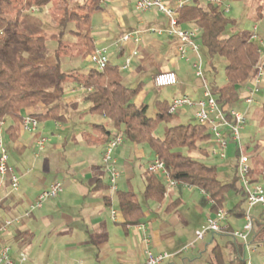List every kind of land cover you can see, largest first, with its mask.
<instances>
[{
	"label": "crops",
	"instance_id": "crops-1",
	"mask_svg": "<svg viewBox=\"0 0 264 264\" xmlns=\"http://www.w3.org/2000/svg\"><path fill=\"white\" fill-rule=\"evenodd\" d=\"M55 1L65 6V11L68 7H79L80 11H86V6L90 2V0ZM55 1L47 0L43 6L50 11L56 5ZM69 1L73 3L72 6ZM135 1H101L99 9L91 18L90 34L95 49L108 47L110 61L120 66L122 74L125 70L129 71L128 74H123V81L127 86L133 87L131 84L134 81H139L138 85H142V73L147 70H154L153 83L159 72L175 71L180 80L179 84L164 88L170 97L162 96L157 100L171 102L181 94H188L194 98L201 97L202 82L199 85L186 82L189 70L179 62L184 61L187 64L177 53L178 39L168 34L158 35L146 31L149 28H167L168 18L156 10L137 11ZM165 1L177 6L181 1L190 0ZM200 1L206 4V0ZM225 2L227 3L226 0ZM42 7L33 6L29 10L38 11ZM95 13L98 14V19L94 18ZM135 30L143 31L139 43L129 41L122 47L115 44L124 35ZM111 48L116 49L113 54L110 53ZM135 49L138 53L132 56L130 66L123 68L126 58ZM111 56L124 61L113 62ZM87 57L89 58V55ZM63 62L66 61L62 59L64 66ZM73 71L80 74L87 72H80L77 69ZM249 81L252 82V78L240 86ZM71 89L68 88L66 90L68 92L61 98L60 111L67 119L64 123L52 121L53 129L57 133L52 132L53 139L48 138L51 142L48 148L45 147L47 150L38 153L36 149V140L40 136L48 137L43 129L44 122H40L39 129L34 133L25 132L21 125L17 138L13 140L5 133L10 155L9 163L20 175V187L17 191H11L7 182L0 188V222L16 216L21 217V222L0 233V249L4 245L10 246L14 264L141 263L145 260L146 248L143 232L139 230L138 224L126 223V218L118 206L116 193L112 194L110 190L108 173L102 163V153L110 136H105L104 130L97 124H103L107 129H112L109 126L112 124L107 117L90 112L91 103L86 98L88 93L72 92ZM147 94L141 89L134 103L137 106L145 105ZM46 109L47 106L41 103L38 107L26 108L24 114L26 116L36 111L45 112ZM191 113L194 116V109L179 112V121L185 122L182 119H187ZM243 142L245 143L244 133ZM232 146L237 152L236 146L233 144ZM141 147L144 145L125 141L116 149L115 157L121 171L119 180L124 179L128 187L123 189L119 181L118 190H135L131 180L138 175L137 167L142 166L140 176L143 194L150 177L148 165L156 155L148 160L143 171ZM252 169L255 170L256 182L260 183L257 170L253 167ZM224 174L222 171L221 175ZM231 179L226 178L227 181ZM57 180L63 183L64 190L57 197L53 211L44 210V205L35 209L30 216H25V212L29 210L37 196ZM177 186L167 188L161 201L144 198L149 205L148 207L142 205L143 217L139 224H145L148 228L149 247L155 253L166 251L171 254L168 260L161 264H232L238 257L246 264L249 262L264 264L263 207L261 209V206H256L259 208L252 214L254 228L248 242L236 239L231 234L233 230L240 229L245 224V217L237 215L236 212H229L221 232L208 233L204 239L196 241V231L207 223L209 217L215 215L213 201L200 189V196H194L191 201L189 199L186 201L177 195L178 192L175 190ZM187 187L190 190L193 188ZM237 195L241 201L242 196L238 193ZM201 196L205 199L204 202L201 201ZM189 205L194 212H183L182 209ZM111 207L118 210L117 220L111 218ZM245 207L246 202L242 205V208ZM191 243L193 245L184 251L183 248Z\"/></svg>",
	"mask_w": 264,
	"mask_h": 264
},
{
	"label": "trees",
	"instance_id": "trees-1",
	"mask_svg": "<svg viewBox=\"0 0 264 264\" xmlns=\"http://www.w3.org/2000/svg\"><path fill=\"white\" fill-rule=\"evenodd\" d=\"M101 1L90 0L84 14L80 12L79 7H68L59 22L63 28L55 33L56 38L60 40V46L55 52L56 64L51 66L34 64L25 58L26 53L47 49L46 36L20 31L21 14L33 6L42 7L47 0H25L18 8L16 19L13 20L6 15H0V23L4 25L0 27V122L5 123V133L12 140L17 138L25 117L24 110L38 107L41 103L47 106L46 111L31 114L38 119L39 124L45 121L64 123L67 117L61 113L60 106L66 85L70 82L83 84L87 88H92L86 95L91 103L90 112L107 117L112 124V129L97 124L104 130L105 136L109 135L111 138L114 133L121 132L124 135V142L148 145L156 156L164 160L172 178L209 195L215 212L224 207L227 193L234 189L242 198L229 212L244 216L246 207L242 208V205L246 202V194L237 174L231 180L223 181L217 167L203 160L211 155L212 135L206 126L200 125L196 120L179 121L178 113H169L168 100H157L156 113L149 116L148 105L137 106L134 103L135 97L143 89V83L136 87L125 85L120 66L111 61L103 71L93 67L84 74L63 70L59 51L63 45L65 28L70 22L78 27L75 33L84 38L86 55L95 51L90 34L91 18L99 9ZM16 8L15 0H0V11L3 14ZM178 11L181 26L189 25L200 30L198 41L201 47L205 48L207 56L210 59L218 56L227 62L225 65L227 83L221 86L215 81L208 82L212 94L222 107H238L241 102L238 86L255 75L261 56L260 44L250 38L251 33L247 37L239 32L226 34L232 20L223 7L208 0L206 4L200 0H191L179 7ZM258 15H261V12ZM210 65L213 67L212 63ZM259 121L264 123V103L259 111ZM163 123L170 125L164 130L163 135H159L157 130ZM149 174L143 196L146 200L161 201L167 185L159 176L150 172ZM251 174L256 181L255 170L252 169ZM116 196L126 223L139 224L143 217V207L136 191L118 190ZM232 264L246 262L238 257Z\"/></svg>",
	"mask_w": 264,
	"mask_h": 264
},
{
	"label": "built area",
	"instance_id": "built-area-1",
	"mask_svg": "<svg viewBox=\"0 0 264 264\" xmlns=\"http://www.w3.org/2000/svg\"><path fill=\"white\" fill-rule=\"evenodd\" d=\"M191 1V0H190ZM189 1V2H190ZM209 2L219 5L226 12L230 11V6L224 4L223 0H208ZM187 3L181 1L177 6L165 0H136L135 9L140 12L156 10L164 14L168 18L167 28H149L146 31L156 33L158 35L168 34L178 39L177 53L186 62L190 63L197 77L202 78V96L194 98L188 94H181L173 98L170 102L169 113L175 114L183 110L194 109V117L197 123L206 126L210 131L211 148L210 153L214 157L226 158L228 150L233 144L237 150L236 174L239 183L243 187L246 194V209L244 211L245 224L242 228L233 230L232 236L244 242H248L251 233L253 232L254 222L252 210L256 206L264 208V186L256 182L252 178V166L250 165L251 157L246 153V148L243 142V131L247 125L248 117L245 111L239 107H222L215 96L212 94L207 79L204 78L203 59L200 55L201 45L198 41L200 30L197 27H183L179 23V7ZM257 26L251 33L250 38L256 42L263 40L259 38ZM142 30H135L124 35L117 40L115 44L119 47L134 41L136 44L141 40ZM138 53L137 49L133 50L131 55L126 58L123 68H127L131 64L132 56ZM89 60L93 68L103 71L110 61L109 48L99 47L90 54ZM179 77L175 71L159 72L154 83L159 88H166L178 85ZM264 82V61L259 62L256 67L255 75L252 77V86L248 88V96L245 102L251 104L255 100V95L259 93ZM72 92L89 93L92 88L85 87L79 84L71 89ZM39 121L32 115H26L22 121V129L28 133H34L38 130ZM5 123L0 122V188L4 187L9 182L11 191H17L20 187V175L15 171L9 163L10 155L5 142ZM47 136H40L36 140L38 153L45 148ZM124 135L121 132L114 133L108 140L102 153V163L109 177V186L112 194L118 191V179L121 176V171L117 165L115 157L116 149L123 144ZM148 171L162 178L167 188L175 187L179 184L170 175L164 160L156 156L148 165ZM185 186H189L184 184ZM64 190L61 181H54L48 188L44 189L30 205L29 210L25 212V216H30L35 209L43 207L44 203L50 199L57 198ZM229 210L225 207L219 208L214 216L208 218L207 223L196 231V241L202 240L208 233L221 232L224 229L227 221ZM111 218L117 220L118 210L111 207ZM21 222V217L6 218L0 222V233L8 230L9 227ZM138 228L143 232V240L146 244L145 260L138 264H161L168 260L171 256L169 252L163 251L155 253L149 247L150 235L147 233L148 228L145 224H138ZM193 243L183 248L186 251ZM10 246L4 245L0 249V264H14V260L10 253ZM24 260V257H23ZM248 264H251L250 262Z\"/></svg>",
	"mask_w": 264,
	"mask_h": 264
},
{
	"label": "rangeland",
	"instance_id": "rangeland-1",
	"mask_svg": "<svg viewBox=\"0 0 264 264\" xmlns=\"http://www.w3.org/2000/svg\"><path fill=\"white\" fill-rule=\"evenodd\" d=\"M17 8L15 10H11L5 14H3L0 11L1 16H7L10 20L16 19L18 8L22 5L24 0H15ZM55 1V0H54ZM85 0H83L84 2ZM224 1V4H227L230 6V11L227 12V16L232 20L230 24L228 25L226 29V34L231 33H241L243 36L247 37L250 33L254 31V27L257 26V33L259 34L260 39H264V0H226L227 3ZM56 5H54L53 8H51L50 11H48L47 7L43 6L38 11H31L26 10L23 12V15L20 16V31L32 35H45L47 38V49L45 51H33L31 53H26L25 58L34 63V64H40V65H47L51 66L56 64V50L60 46V40L56 39V34L59 31L62 30L63 25L59 24L60 19L65 15V6H63L60 2L55 1ZM64 2V1H63ZM66 2V1H65ZM64 2V3H65ZM69 4L71 2L69 1ZM73 4V3H72ZM72 4L70 6H72ZM262 6V7H260ZM38 7V6H35ZM37 9V8H35ZM261 11H258V10ZM82 14L86 13V11H80ZM261 12V15H258V13ZM259 16H263L260 18ZM94 18L98 19V14L95 13ZM97 19L94 21L96 22ZM3 23H0V27H3ZM77 25L75 23H69L66 26V35L63 39V45L59 51L61 55V59H63L64 66L63 69L68 72H73V70L77 69L80 72L88 71L92 65L89 60V58L86 55V45L84 38L75 33L77 31ZM260 49H261V56H260V62L264 61V40L263 43H260ZM116 51L115 48L110 49V53L113 54ZM200 55L202 56L203 63H204V78L207 79L208 82L215 81L217 85H224L227 83L226 75H225V65L227 64L226 60H224L221 57H214L213 59H210L207 56L206 50L204 47L200 48ZM90 56V54H89ZM68 57V59H66ZM111 60L113 62H123V59L114 58L111 56ZM66 59V60H64ZM180 64H184L186 68H188L189 73L187 74V83H191L192 85H199L202 82V78H199L196 76L194 69L192 68L191 64L184 61H179ZM213 64L212 65L210 64ZM77 72V71H74ZM128 70L124 71L123 74H128ZM153 71H145L142 73V83H143V89L148 93L147 98L145 100V104L148 105L147 114L149 116L155 115V103L158 98L164 96V97H170L168 96L167 92L164 88H159L153 83L152 74ZM139 81H134L131 85L133 87H136L138 85ZM79 84L76 82H70L68 83V88H75ZM252 86V82L249 81L246 84H243L242 86H238V91L240 93V105L238 106L241 110L245 111L248 117L247 125L243 131L244 133V140H245V147H246V153L251 157L250 165L257 170L258 177L260 179V184L264 186V123H261L259 121V111L264 103V85L260 89L259 93L255 95V100L248 104L245 102V98L248 96V88ZM65 90V93L68 92ZM187 119L189 121H195L194 116L191 114H188ZM187 119H182V121H187ZM178 122V120L176 121ZM44 132L48 134L47 138L53 139L52 132L57 133L54 128V123L52 121L44 122ZM170 124L163 123L159 126L157 133L159 135H163L164 130L169 126ZM111 127V125H109ZM5 142H6V134H5ZM49 140H47L45 147L47 148L50 146ZM7 145V143H6ZM209 145V144H208ZM37 151L38 148L36 147ZM47 149L40 150V153L44 152ZM235 148L234 146H230L228 150V155L225 159H221L219 157H214L212 155L208 156L207 158H204V162L214 165L217 167V170L219 172L220 179L223 181H227L226 178H233L236 174V164H237V157H236ZM141 155H143V158L141 160V163L143 165V171L145 169V166L153 156L154 152L153 150L148 146L144 145V147H141ZM194 155H197V153H194ZM142 171V166L137 167L136 172L138 175L131 180L132 187L135 189V191L139 195V200L141 204L144 207H148L149 204H147V201L144 199L142 194V177L140 176V172ZM224 171V176L221 175V172ZM256 177V176H255ZM120 179V177H119ZM118 179L121 181L122 188L127 189L128 187L125 184V180ZM175 190L178 192L177 195L181 196L183 199H186V201H191L190 199L194 196L199 195V189L198 188H190L187 186H184L182 183H179V185L175 188ZM167 191V190H166ZM177 197V196H174ZM201 201L204 202L205 199H202ZM56 199V200H54ZM57 198L50 199V201H46L44 203L45 209H48V211H53L55 208V201H57ZM240 198L237 195L236 191L234 189H231L225 198L224 201V207L225 208H233L235 206V203L239 202ZM43 205V206H44ZM259 207H255L252 210V214L258 210ZM262 209V207H260ZM39 209V208H38ZM183 212L192 213L194 212L193 208H190V205L188 207H184L182 209ZM208 260V257L205 258Z\"/></svg>",
	"mask_w": 264,
	"mask_h": 264
}]
</instances>
